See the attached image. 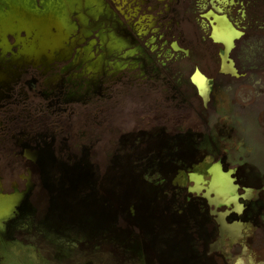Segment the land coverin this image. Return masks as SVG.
I'll return each instance as SVG.
<instances>
[{"label":"flooded vegetation","instance_id":"obj_1","mask_svg":"<svg viewBox=\"0 0 264 264\" xmlns=\"http://www.w3.org/2000/svg\"><path fill=\"white\" fill-rule=\"evenodd\" d=\"M234 122L238 140H264V0H0V249L32 231L39 205L56 219L57 200L81 189H105L110 218L127 199V173L115 182L116 158L122 170L129 163L123 140L148 135L161 137L148 164L155 184L177 188L185 171L209 180L219 162L237 187V202L218 207L186 189L200 218L194 262L254 264L264 256V173L209 148ZM209 156L218 158L204 173L194 169Z\"/></svg>","mask_w":264,"mask_h":264},{"label":"rangeland","instance_id":"obj_2","mask_svg":"<svg viewBox=\"0 0 264 264\" xmlns=\"http://www.w3.org/2000/svg\"><path fill=\"white\" fill-rule=\"evenodd\" d=\"M132 126L133 124L126 125V129ZM229 127L235 128L234 134L225 139L214 136L209 148L220 149V153L225 154L227 152L224 149H231L228 156L224 155L230 166L242 165L245 168L251 165L264 173V140L250 137L246 140L249 143L247 145L245 141L238 140L235 122ZM118 137L119 134H115V138ZM160 138L146 135L141 141H135L133 137L123 140L129 143L126 154L129 163L122 170L120 167L124 160L122 157L116 158L118 169L115 172V182L121 180L123 171L127 173V199L114 201L110 218L107 217L104 206L103 197L107 193L105 189H98L97 196L91 188L78 190L77 197L70 203L57 200L59 202L54 204L58 214L56 219L46 218L44 205H39L32 231L17 235L18 241H11L7 244L8 248L0 249V264H196L194 261L199 256L192 245L199 235V209L194 203H187L182 211L175 210L179 203L177 193L184 192L191 181L187 179L186 171L180 172L176 174L177 188L163 187L161 183L155 184L160 180V174L149 166L151 156H155L150 150L155 149ZM108 141L103 139L98 144L104 165L102 176L106 175L105 153L110 143ZM240 147L252 148L254 151H251L250 157L240 156L239 151H235ZM114 152L118 156L123 154L116 150ZM216 158L218 157L209 156L194 169L204 173ZM163 176L162 174L161 177ZM224 184L223 186L232 187L228 180ZM123 190L122 184L115 186V196L120 198ZM75 224L79 227L76 234L72 231ZM112 224L114 234L109 231ZM129 227H134L130 230L138 234L140 246L137 251L126 245L131 244L132 240L134 242L132 235H127L126 244L120 238L122 229L127 230ZM69 232L71 238L66 234ZM73 237L76 239L73 240ZM1 241L4 243L3 239ZM254 264H264V256Z\"/></svg>","mask_w":264,"mask_h":264},{"label":"water","instance_id":"obj_3","mask_svg":"<svg viewBox=\"0 0 264 264\" xmlns=\"http://www.w3.org/2000/svg\"><path fill=\"white\" fill-rule=\"evenodd\" d=\"M221 170L222 167L219 162L213 163L207 170L211 176L209 180H207L201 173L189 171L188 179L192 184L187 187V190L204 197L208 200L209 204L216 207L230 205L231 202H237L239 197L237 187L223 186L225 185L224 182L227 180L229 172H223ZM218 216V221L221 226L225 227V214L220 213Z\"/></svg>","mask_w":264,"mask_h":264},{"label":"trees","instance_id":"obj_4","mask_svg":"<svg viewBox=\"0 0 264 264\" xmlns=\"http://www.w3.org/2000/svg\"><path fill=\"white\" fill-rule=\"evenodd\" d=\"M178 196V198H179V203L178 204H176V206H177V208L175 209V210H177L178 209V211L180 212V211H182L183 210V206L184 205H186L187 203H192V200H190V199H188L187 197H188V195H187V193H186V190H184V192L183 191H181V192H179V193H177V195H176V197ZM173 204V203H172ZM173 208V207H172ZM174 210V211H175ZM132 228H134V227H129V229H127V231H124V234L122 235V233L120 232V238H121V240H123V242H124V244H126V240H127V238H128V236L129 235H132L134 238V242H133V240L131 241V244L129 243H127L126 245H130V248H132V249H134V250H139V246H140V240L137 238L138 237V234H135V233H132V230H130V229H132ZM140 228H142V227H140ZM143 229V228H142ZM145 232V231H144ZM128 235V236H127ZM131 239V238H130Z\"/></svg>","mask_w":264,"mask_h":264},{"label":"bare ground","instance_id":"obj_5","mask_svg":"<svg viewBox=\"0 0 264 264\" xmlns=\"http://www.w3.org/2000/svg\"><path fill=\"white\" fill-rule=\"evenodd\" d=\"M51 1H52V0H51ZM46 9H47V8H46ZM44 32H45V31H44ZM41 33H42V32H41ZM62 35H63V34H62ZM62 35H61V36H62ZM59 36H60V34H59Z\"/></svg>","mask_w":264,"mask_h":264}]
</instances>
